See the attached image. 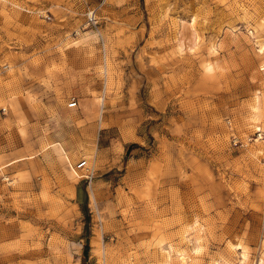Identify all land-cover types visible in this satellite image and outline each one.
I'll list each match as a JSON object with an SVG mask.
<instances>
[{"label":"rangeland","instance_id":"1","mask_svg":"<svg viewBox=\"0 0 264 264\" xmlns=\"http://www.w3.org/2000/svg\"><path fill=\"white\" fill-rule=\"evenodd\" d=\"M261 44L264 0H0V264H264Z\"/></svg>","mask_w":264,"mask_h":264},{"label":"built area","instance_id":"2","mask_svg":"<svg viewBox=\"0 0 264 264\" xmlns=\"http://www.w3.org/2000/svg\"><path fill=\"white\" fill-rule=\"evenodd\" d=\"M87 24L89 26H93L96 27L97 25V20H96V15H95V11H90L87 14ZM77 107V103L72 100V102L69 103L68 108L70 109H75ZM75 170L78 172H85V179H88V176H91V169L90 167L87 165V162L85 160L80 161L76 166H75Z\"/></svg>","mask_w":264,"mask_h":264},{"label":"bare ground","instance_id":"3","mask_svg":"<svg viewBox=\"0 0 264 264\" xmlns=\"http://www.w3.org/2000/svg\"><path fill=\"white\" fill-rule=\"evenodd\" d=\"M194 26V23L192 22V27ZM264 51V44H261L260 46H259V52H263ZM84 158L86 159V160H90V161H92L93 159H94V153H93V151L92 150H87V152H85L84 153ZM73 169V168H72ZM75 173H76V171L75 170H73ZM93 171V170H92ZM85 177V174H84V176H83V178ZM80 178V177H79ZM82 178V177H81ZM242 257L245 259L246 258V252H245V250L243 249L242 250ZM186 261H187V259H186Z\"/></svg>","mask_w":264,"mask_h":264},{"label":"crops","instance_id":"4","mask_svg":"<svg viewBox=\"0 0 264 264\" xmlns=\"http://www.w3.org/2000/svg\"><path fill=\"white\" fill-rule=\"evenodd\" d=\"M88 147H91V148H88ZM92 148H94V147H92L91 144H88L87 146L83 147V148H82V152H83L82 155H83V157H84V153L87 152V150H92L93 153H94V150H93ZM94 154H95V153H94Z\"/></svg>","mask_w":264,"mask_h":264}]
</instances>
